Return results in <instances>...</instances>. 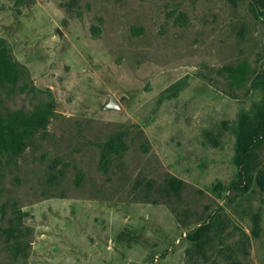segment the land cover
<instances>
[{"label":"rangeland","instance_id":"rangeland-1","mask_svg":"<svg viewBox=\"0 0 264 264\" xmlns=\"http://www.w3.org/2000/svg\"><path fill=\"white\" fill-rule=\"evenodd\" d=\"M263 73L264 0H0V264H264Z\"/></svg>","mask_w":264,"mask_h":264},{"label":"trees","instance_id":"trees-1","mask_svg":"<svg viewBox=\"0 0 264 264\" xmlns=\"http://www.w3.org/2000/svg\"><path fill=\"white\" fill-rule=\"evenodd\" d=\"M230 77L236 82L237 85L242 82L241 70L235 71ZM261 79L264 82V73L261 75ZM175 88V86H172ZM170 89V88H169ZM46 114L43 111H36L30 116L15 115L16 124H23L22 122L28 124L31 128L36 125H42L46 121ZM5 121L0 118V142H2V148L6 147L7 139L8 141L12 136V139L15 137L16 131L14 126L7 125V127H2V124ZM29 132V131H28ZM234 134V147L237 155L236 167L238 168V176L244 182H248L250 177V164L252 160L253 149L259 144L264 145V106L261 108H255L250 115L241 113L237 118L233 126ZM262 175V174H260ZM260 177H258L259 179ZM178 184V183H176ZM259 184L264 190V177L259 180ZM208 226L202 224L198 226L195 230L190 232L186 239L189 243L193 245L194 248H201L204 238L207 236ZM131 237L128 233H120L117 236L119 241L128 242Z\"/></svg>","mask_w":264,"mask_h":264},{"label":"water","instance_id":"water-1","mask_svg":"<svg viewBox=\"0 0 264 264\" xmlns=\"http://www.w3.org/2000/svg\"><path fill=\"white\" fill-rule=\"evenodd\" d=\"M27 2H30V0H27ZM105 109H120V105L118 101L110 95L109 101L105 105Z\"/></svg>","mask_w":264,"mask_h":264}]
</instances>
